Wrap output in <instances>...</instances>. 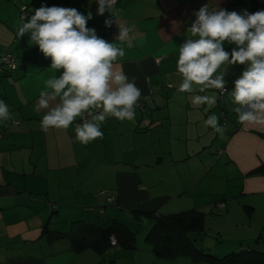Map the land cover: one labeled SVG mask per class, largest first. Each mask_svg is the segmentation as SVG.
Returning <instances> with one entry per match:
<instances>
[{
    "label": "crops",
    "instance_id": "crops-1",
    "mask_svg": "<svg viewBox=\"0 0 264 264\" xmlns=\"http://www.w3.org/2000/svg\"><path fill=\"white\" fill-rule=\"evenodd\" d=\"M23 1L4 0L0 6V10H9L0 11V54L8 48L15 54L17 64L10 72H0V100L11 113V119L0 121V264H211L185 255L157 256L145 240L152 225L149 218L144 237L137 241L134 232V247L117 250L113 248L118 247L115 245L102 252L91 247L74 250L67 237L48 239L45 224L46 229L71 231L79 228L73 221L85 220L94 213L92 209L102 213L106 205L100 204L107 201L117 205L138 202L130 207L137 205L135 209L157 212L176 196L174 209L206 208L212 204L221 210L227 206L220 199L227 195L226 191L210 190L205 203H196L193 197L186 199V192L193 191L191 185L200 186L201 179L193 181V176L191 184L175 183L174 186H179L175 193H153L140 170L153 166L162 156L153 160L145 158L144 147L149 146L145 137L155 140L160 150H164V141L170 151L183 150L186 154L172 161H186L195 154L193 163L202 164L206 174L211 175L215 164L222 166L229 186L235 187V180L239 179L240 194L251 195L247 201L254 206H264V172L252 171L264 164V127L242 125L229 96L239 70L232 65L224 66L228 69L226 91L220 96L215 89L199 93L197 86L194 93L179 92L182 77L176 67L179 46L187 38H193L187 30L196 19L194 13L202 6L208 4L209 10L225 9L242 14L245 10L249 13L264 10V0H116L111 13L106 11L103 15L97 14V0H54L57 7L75 8L86 16L92 14L86 26L95 29L99 38L124 49V57L116 64L130 81L135 78L141 90L143 108H136L135 119L121 122L108 118L101 126L103 138L88 145L76 141L74 123L66 131L41 130L40 121L47 110H35L39 94L45 89V81L58 78L62 70L55 72L50 68L51 58H46L38 45L29 41L30 34L17 36L22 23L20 7L28 6L25 20L28 22L36 9L51 7L52 0ZM106 19L113 21L111 27L105 26ZM118 24L134 26L128 40L116 39ZM233 47L234 44H224L226 51L231 52ZM177 94L183 97L178 99ZM195 94L215 95L217 103L211 107L194 106L191 97ZM178 106L182 112H178ZM212 114L225 127L223 136L205 124ZM175 139L184 141L177 145ZM211 144L218 145L214 151L209 149ZM218 149L222 151L218 153ZM215 151L216 157L212 153ZM188 167L193 175L194 166L189 163ZM95 185L99 188H88ZM80 193L82 200L77 199ZM60 200H71L82 207L75 216L70 213L64 218L69 229L50 224L53 213L58 212L57 204L65 202ZM243 207L247 211L253 209L248 204ZM95 221L99 222L94 218L87 222ZM112 236L115 235L110 236V242Z\"/></svg>",
    "mask_w": 264,
    "mask_h": 264
},
{
    "label": "clouds",
    "instance_id": "clouds-1",
    "mask_svg": "<svg viewBox=\"0 0 264 264\" xmlns=\"http://www.w3.org/2000/svg\"><path fill=\"white\" fill-rule=\"evenodd\" d=\"M98 15L110 12L114 0H97ZM111 13V12H110ZM196 19L187 30L191 37L179 46L177 71L182 77L178 91L199 93L207 90L226 91L225 65H244L241 75L233 81L229 96L233 111L242 125L264 127V10L242 14L225 9L209 10L208 4L194 13ZM21 17L17 36L30 34L32 44L51 58L50 68L61 74L48 78L39 94L36 111H47L40 121L41 130H67L79 118L75 139L82 145L103 138L102 124L108 118L133 121L141 98V90L124 74L116 62L125 51L114 43L99 38L88 28L92 14H81L75 8L45 7L36 9L28 22ZM111 27L113 21L105 20ZM116 39L126 41L134 26L118 24ZM234 44L231 52L224 44ZM194 106L217 103L215 95L195 94ZM11 119L8 105L0 100V121ZM221 136L225 127L219 117L209 115L205 121Z\"/></svg>",
    "mask_w": 264,
    "mask_h": 264
},
{
    "label": "rangeland",
    "instance_id": "rangeland-1",
    "mask_svg": "<svg viewBox=\"0 0 264 264\" xmlns=\"http://www.w3.org/2000/svg\"><path fill=\"white\" fill-rule=\"evenodd\" d=\"M3 1L4 0H0V6ZM22 2L24 1L22 0ZM0 11L8 13L9 10L6 8ZM12 29L14 30L13 27ZM176 96L178 99H181L183 97L182 94H177ZM178 112H182V108L180 106H178ZM180 126L184 125L180 124ZM209 139L211 141L210 137ZM145 141H147L149 144V146L144 147L145 158L153 160L156 156H162V160L159 159L153 166L145 167L144 169L140 170L142 176L144 177V180H147V182L145 183H150V189L153 193H175L176 189H179V186H174L175 183L178 182L181 186L184 184H191L194 180L197 179H201L200 186L196 187L191 185V189H193V191L186 192L185 198L188 200L193 197L196 198V200H194L196 203H205V199L209 195L210 190L226 191L227 195L224 198L220 197L221 200H224L227 203V206L225 208L220 210L214 207V205L212 204L207 206L206 208L202 207L206 211L204 220L205 228L204 231L196 233L200 245L205 244L203 246L208 248L210 252L217 255H223L231 251H238L239 249H247V247L264 251V206L260 204H256V206H254L252 202L249 203L247 201L251 195L240 194V187L237 186L240 184L239 179L235 180L236 186L231 187L226 182V178L223 177L222 166L215 164L210 170L211 175H209L208 173L206 174V171L202 164L193 163L192 160L195 154H191V157L186 161L184 159L180 161H172L173 158L183 157L186 154H184L183 150H180L178 152H176L175 150L170 151V148L167 147L164 141L162 142L164 150H160V145L152 138L145 137ZM175 141L177 142V145H179L183 143L184 139H175ZM217 146V144H211L209 146V149L211 151H214ZM219 150L220 149H218L217 151L218 153ZM217 152H212L214 157H216V155L218 154ZM196 157L200 158L198 154L196 155ZM189 163L194 166L193 175L189 171ZM160 176H163V179L157 178ZM97 187L98 185L88 188H90L91 190H96ZM82 197V193L77 195L78 200H82ZM89 197H91V194L89 195ZM177 197L178 196L174 197V199L171 198V200L165 202L158 208V210L160 212H171L191 207L189 206L174 209L173 204L177 201ZM60 201L65 202H60L57 204L58 212L53 213V216L50 219V224L58 225L59 227H65L64 229H69V223L68 221H64V218L67 217L70 213L75 216V214L77 213L76 210H81L82 207H80L78 204H73L72 202H70L71 200ZM137 203L138 202L128 205H117L116 203L109 201L103 202L100 205H106L102 207L104 208V211L100 213L99 209H92L94 213L91 216H86L85 220L92 221L94 218L98 219V223H103L105 220L111 217H115L129 226L131 229H133V231L138 235V241L139 239L144 237L145 232L149 226V219L146 215L134 211L135 208H137V205H135L134 207H130V205ZM231 203L232 207L230 208ZM244 204H248L253 207L250 213L245 210V208L243 207ZM120 207H122V209H120ZM88 214H90V211L88 212ZM113 248L117 250H123L120 246ZM198 261L205 262L203 259Z\"/></svg>",
    "mask_w": 264,
    "mask_h": 264
},
{
    "label": "trees",
    "instance_id": "trees-1",
    "mask_svg": "<svg viewBox=\"0 0 264 264\" xmlns=\"http://www.w3.org/2000/svg\"><path fill=\"white\" fill-rule=\"evenodd\" d=\"M51 7L56 6L57 2L50 1ZM28 14V6L26 5ZM57 7V6H56ZM10 53L14 56L15 66L10 67L3 59V53ZM239 72L235 74L238 78L244 65H232ZM17 68L15 54L5 48L0 54V72L7 73ZM79 118H77L78 120ZM75 122V121H74ZM75 125V124H74ZM264 172V164L252 169ZM137 213L146 215L152 225L147 231L145 240L151 244L153 252L157 256L174 258L178 255H185L194 261L203 259L211 264H264V251L256 250L251 247L231 251L223 255H217L209 251L205 244L200 245L196 233L204 231V220L206 211L202 207H189L179 211L157 212L156 210L135 209ZM251 212L250 210H248ZM72 223L78 224L79 228L64 232L52 230L45 224V233L48 239L67 237L70 239L74 250H82L91 247L99 252L111 246L131 248L135 246L134 231L115 217L105 220L103 223L87 222L85 220H75ZM73 231V232H72ZM115 235L116 242H110V236ZM209 247V246H207ZM241 248V247H240Z\"/></svg>",
    "mask_w": 264,
    "mask_h": 264
},
{
    "label": "built area",
    "instance_id": "built-area-1",
    "mask_svg": "<svg viewBox=\"0 0 264 264\" xmlns=\"http://www.w3.org/2000/svg\"><path fill=\"white\" fill-rule=\"evenodd\" d=\"M116 2V0H114V3ZM26 4H23L21 7H20V16L22 17V16H25V15H27V10H26ZM256 11H258V10H253V12L252 13H255ZM3 59L5 60V62H7V64L10 66V67H14L15 66V60H14V56L13 55H11L9 52L8 53H6V51L3 53ZM218 92H219V95L220 96H222V94L220 93V91L218 90ZM225 92V91H224ZM142 103H143V99L142 98H140V101H139V104H138V106H137V108H140V109H142L143 108V106H142ZM82 121L80 120V119H78V120H76L75 122H74V124H75V126L77 125V124H79V123H81ZM221 152V149L219 150V153ZM108 200H113V196L112 195H110V196H108ZM116 242V238H115V236H112V238H111V243H115Z\"/></svg>",
    "mask_w": 264,
    "mask_h": 264
}]
</instances>
